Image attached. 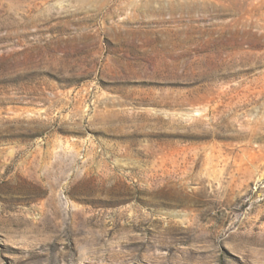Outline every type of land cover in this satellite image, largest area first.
Instances as JSON below:
<instances>
[{
    "label": "rangeland",
    "instance_id": "1",
    "mask_svg": "<svg viewBox=\"0 0 264 264\" xmlns=\"http://www.w3.org/2000/svg\"><path fill=\"white\" fill-rule=\"evenodd\" d=\"M0 264H264V0H0Z\"/></svg>",
    "mask_w": 264,
    "mask_h": 264
}]
</instances>
